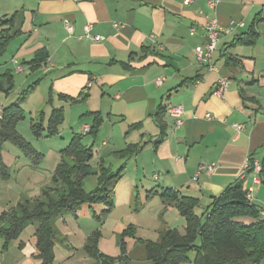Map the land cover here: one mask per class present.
Masks as SVG:
<instances>
[{"label":"crops","instance_id":"crops-1","mask_svg":"<svg viewBox=\"0 0 264 264\" xmlns=\"http://www.w3.org/2000/svg\"><path fill=\"white\" fill-rule=\"evenodd\" d=\"M209 1L184 5L183 0H0V24L15 16L13 28L0 26V38L10 36L0 56V76L13 75L12 103L25 85H35L32 92L39 90L40 97L34 119L45 125L59 110L64 119L80 117L79 124L89 123L90 128L102 121L93 147L99 162L104 159L112 171L123 159L119 171L130 160L123 177L131 168L137 177H163L164 185L179 196L199 199L203 211L228 186H253L251 173L242 178L244 166L252 157L264 162V0H213L214 9ZM208 16L223 28L232 20L245 23L222 35L212 56L214 70L201 65L195 54L205 42ZM65 19L72 22L73 33L65 28ZM89 23L92 34L104 40L85 37ZM253 32V42H248ZM39 52L48 58L34 67L30 62ZM221 78L229 80L223 98L214 94ZM178 105L184 109L180 123L167 113L168 107ZM160 107L166 108L163 131L156 119ZM235 124L243 125L240 133ZM133 147L138 152L126 158L115 155ZM164 185L153 188L148 198L161 204L155 218L162 211L166 220L178 208L155 199ZM257 186H264V178L254 187V204L263 207ZM9 211L0 207V218ZM165 220L162 232L173 229ZM55 224L63 229L61 242L67 241L66 216ZM20 244L25 252V241ZM31 248L25 264L37 254L36 246Z\"/></svg>","mask_w":264,"mask_h":264},{"label":"trees","instance_id":"trees-1","mask_svg":"<svg viewBox=\"0 0 264 264\" xmlns=\"http://www.w3.org/2000/svg\"><path fill=\"white\" fill-rule=\"evenodd\" d=\"M14 22L15 16H12L3 21L0 26L10 24L13 28ZM254 37L255 33H250V38L246 40L249 42L251 39L250 41L253 42ZM9 41V35L0 38V56L5 52ZM41 56L43 54L39 52L30 64L39 67L46 62L47 55ZM13 88L12 74L0 76L1 91L10 94ZM30 88L34 90L35 85ZM27 92L18 97L17 103L13 102L8 106H3L0 110L2 117L0 123V176L3 179L10 177L4 151V145L7 142L16 144L31 159L38 157L36 151L15 130L25 115L18 102L26 98ZM165 113L166 108L160 107L156 114L162 131L165 128L163 120ZM63 121L64 112L62 110L55 111L48 121L49 128L57 130ZM101 122L94 123L90 134H96ZM41 123L43 122L40 120L39 123L32 124L34 131H40ZM78 138L73 137V141L64 154L67 161L60 170L65 168L64 176L66 177H57L54 181L55 187L46 189L41 199L33 203L30 201L21 203L17 209L4 213L0 218V236L6 245L18 238L28 225H36L34 236L37 254L35 258L40 264H52L54 261V247L57 242V231L54 226L56 220L71 213L77 216L80 208L84 205L92 207L99 202H105L109 206L114 204L113 194L116 180H112V177H119L121 169L114 173L101 165L102 177L107 178L101 180L100 186L95 191L87 193L83 189V178L90 174H96L97 170L95 171L89 163L92 158V148L88 154V150L79 142ZM127 150L125 156L133 151L138 152L139 149L133 147L132 150L131 148ZM250 160L254 162L255 158L252 157ZM261 164L263 167L261 178L263 179L264 162ZM247 190L243 183L228 186L220 196L211 198L210 204L205 208L203 218L195 212L200 206L199 199L179 196L178 192L173 189L163 191L161 194L163 200L175 203L180 213L185 217L187 234L183 235L176 229L162 232L158 242H150L146 245L148 261L151 264H181L188 261L190 252H194L193 264H259L264 259V217L260 214V206L246 200ZM94 217L101 220L96 213ZM97 239L98 233L90 238L85 248L92 255L98 256L100 264H117L115 260L104 257L97 251ZM122 247L124 248V245Z\"/></svg>","mask_w":264,"mask_h":264},{"label":"rangeland","instance_id":"rangeland-1","mask_svg":"<svg viewBox=\"0 0 264 264\" xmlns=\"http://www.w3.org/2000/svg\"><path fill=\"white\" fill-rule=\"evenodd\" d=\"M5 58L6 61H8L10 59V54L6 55ZM31 86H34V84L29 83L25 85L16 96H13V98L21 97L25 94L24 92L28 91L26 94L27 99L18 102L20 107L24 110L25 115L24 119L17 124L15 130L17 134L36 151L38 157L32 159L28 158L23 150L16 144L7 142L4 145L6 164L9 167L10 177L9 179H3L0 176V207L2 210L7 209L8 211V209H17L19 204L24 200V202L30 201L33 203L41 199L46 189H53L55 187L54 181L57 177H66L64 176L66 172L65 168L63 167L61 170L60 168L67 161V157L64 154L70 146L71 141H73L72 136H74V138L79 137V142L86 147L88 154H90L92 148L90 165L95 171L97 170V173L87 175L83 178V189L87 193L95 191L100 186L101 180L107 178L102 177L100 166L104 165V167L110 170V168L105 165L104 159H101L100 162L98 161L97 150H93L95 135H89L90 131L87 132L84 129V125H82V123L79 124L80 117H66L57 130L55 128H49V123L46 125L41 123L40 131H34L32 124L39 123V120L34 119L33 109L38 103L40 92L39 90L37 92H32ZM30 92H32L31 95L29 94ZM12 93V90L10 94L0 90V107H5L12 103ZM15 93L17 92L15 91ZM63 124L65 126L61 128ZM86 125L91 127L89 123ZM70 139L71 141H69ZM90 142H92V144L88 146L87 144ZM127 151L128 150L119 151L116 152L115 155L126 158L127 156L124 154ZM121 160L123 159H120V161ZM120 161L113 166V172L117 171L121 163H123ZM129 161L130 160H128L126 164H123L118 175L119 177H112V180H116V184L114 185L115 192L113 197L115 200L113 206H109L105 202H99L92 207L90 205H84L80 208L77 214L79 218L76 220L71 214H66L68 224L65 230L66 234H68V240L65 242H61L65 238L64 234L61 232L63 231L60 227L61 225H54L57 231V242L54 247L55 258L52 264H100L98 256L92 255L85 248L86 244L84 245V243H87L96 233H98L96 249L104 257L115 260L117 264L151 263L147 259L146 245L150 242H158L160 234L162 233L161 229L164 223L162 220H165V213L162 214L161 211L158 213V218H155V214L159 209L158 206L161 204H157V202L153 200L154 198L149 199L148 195L154 191L153 188L159 190V185H164V180L163 177H160V180H154L150 175H148V177H137L134 168L128 170L126 176L123 177L124 171L131 166ZM109 162H113V159L107 161V164ZM150 174H152V172ZM144 183H150L153 187L148 190L144 189ZM254 187H256V185H254ZM258 187L259 186H257V193L261 191L264 197V186ZM166 189L171 188L165 186L159 196L155 198L162 204L163 198L161 194ZM49 191L51 192V190ZM39 193L40 195L38 197L35 196ZM257 204L258 206L261 205L260 203ZM164 207L165 205L163 208ZM143 210L145 213H142ZM197 211L198 216L203 218L205 210L200 211V209L197 208ZM95 213L97 217L100 216L99 219L101 220L94 217ZM172 213H175V217L173 218ZM165 221L168 222V224L165 225H169L170 223L173 229L178 230L183 235L187 234V221L178 209H173ZM35 227L34 224L28 225L23 229L18 238L9 242L7 245L6 242L2 240L3 238L0 237V264L26 263H24L26 254H32L33 250L31 247L35 248V244L32 246ZM86 238H88V240ZM85 240L87 242H85ZM21 241H25L26 243L25 252H23V249H20ZM123 245L124 248L122 247ZM188 258V261L182 262L181 264H193L195 253L190 252ZM29 263L40 264L35 257L33 261ZM259 264H264V259Z\"/></svg>","mask_w":264,"mask_h":264},{"label":"built area","instance_id":"built-area-1","mask_svg":"<svg viewBox=\"0 0 264 264\" xmlns=\"http://www.w3.org/2000/svg\"><path fill=\"white\" fill-rule=\"evenodd\" d=\"M197 1L198 0H183V3L184 5H191ZM208 3L211 8L214 9L216 7L215 1L210 0ZM206 20L207 21L204 25L205 42L196 47L195 54H196V58L198 62L201 65H208L210 67V70H214L215 68L212 65V56H213V52L217 48V44L219 40L221 39L222 35L224 33L231 32V29L233 28L244 27L245 23L242 21L240 22V21L232 20L230 22L229 27L223 28L219 25L218 20L214 17L208 16L206 17ZM64 25L69 33L74 32V26L71 21H69L68 19H65ZM84 31H85V37L89 39L90 41L104 40V37L92 34V24L90 23L85 26ZM191 32L192 34H194L196 30L191 29ZM153 41H155V38H153ZM15 62L17 63V61ZM17 70L22 71L23 69L22 67H20V65H18ZM157 82L159 83L161 82V80L159 79ZM228 86H229V80L227 78H221L218 81V85H217V88L214 94L219 98H223L224 93L228 89ZM167 113L171 117L175 118L177 120V123H180L181 117L184 113V109L180 105L170 106L167 109ZM234 128L236 129L238 133H240V131L243 129V125L235 124ZM84 129L87 132L91 130V128L88 125H84ZM209 170L212 171L213 167H210ZM262 172H263V167H262V164L258 160H255L254 162H251V160H249L244 166V171L242 172V178H245L248 173H251L253 175V186L249 187L246 193V200L249 203L254 202V185L262 183V178H261ZM260 214L262 217H264V207H261Z\"/></svg>","mask_w":264,"mask_h":264},{"label":"water","instance_id":"water-1","mask_svg":"<svg viewBox=\"0 0 264 264\" xmlns=\"http://www.w3.org/2000/svg\"><path fill=\"white\" fill-rule=\"evenodd\" d=\"M1 119H2V117H1V115H0V123H1Z\"/></svg>","mask_w":264,"mask_h":264}]
</instances>
